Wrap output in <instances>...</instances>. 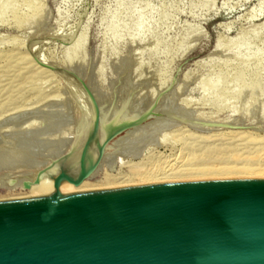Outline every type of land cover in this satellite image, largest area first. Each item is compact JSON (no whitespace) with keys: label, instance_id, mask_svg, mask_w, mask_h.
I'll return each mask as SVG.
<instances>
[{"label":"rangeland","instance_id":"rangeland-1","mask_svg":"<svg viewBox=\"0 0 264 264\" xmlns=\"http://www.w3.org/2000/svg\"><path fill=\"white\" fill-rule=\"evenodd\" d=\"M84 86L108 113L159 117L97 180L264 167V0H0V200L85 126Z\"/></svg>","mask_w":264,"mask_h":264},{"label":"water","instance_id":"water-1","mask_svg":"<svg viewBox=\"0 0 264 264\" xmlns=\"http://www.w3.org/2000/svg\"><path fill=\"white\" fill-rule=\"evenodd\" d=\"M84 88L99 114L95 96ZM85 153L86 147L78 174L61 167L57 181L81 185L96 166L86 167ZM0 264H264V180L124 186L0 201Z\"/></svg>","mask_w":264,"mask_h":264},{"label":"bare ground","instance_id":"bare-ground-1","mask_svg":"<svg viewBox=\"0 0 264 264\" xmlns=\"http://www.w3.org/2000/svg\"><path fill=\"white\" fill-rule=\"evenodd\" d=\"M141 14H142V12H141ZM139 33H140V28H138L136 30L135 36H138ZM216 48H220V45H217ZM65 64L69 67L76 68L74 66L73 57H71V56L69 57V59L66 61ZM44 71L51 72V71L46 70V69H44ZM89 84H90V82H89ZM91 84H92V88H95L93 86V83H91ZM91 84H90V86H91ZM92 90L97 91V89H92ZM96 91H94V92H96ZM96 93L98 95V92H96ZM97 95L95 97L97 99V102L99 103L100 113L99 114L97 113L93 103L91 102L92 103V111H91V114L87 115V120H86L87 123H85V126H81L76 131V133H75L76 136L75 135L73 136V133L70 131H68V132L65 131L66 132L65 133L66 134L65 146H64L63 150L60 149L61 151L59 153L57 152L58 154L56 153V155H54V158L52 156V158L49 159V161L52 160L51 162H48L47 164H45L46 162H43L44 165L40 164L41 169H43V168H45V169L43 171L40 170L41 171L40 173H38L39 171L36 170L35 172L38 171L37 174L33 175V177L31 176L33 179L31 178L32 180L30 179L28 181L29 183H31L30 189H25L24 184H23L24 181L21 180V181H23L22 187L20 189L21 193L17 194V195H12L10 197L8 196V199H6L7 197L5 199L2 198V200H0V201L42 197V196H48V195H52V194H69V193H78V192L99 191V190L113 189V188H119V187H124V186H139V185L176 183L178 181H183V180L188 181L191 179H193L195 181H202L205 179L216 180V179H226V178H231V179H234V178L263 179L264 180V167H259V168H257V166L256 167H245L247 165L243 166L242 168L241 167H226L225 166L222 168H217V167L205 168V167H203L204 169H202V168L201 169H194L195 167H193V168L180 169L177 171L176 170L170 171L167 169L168 171L165 170L166 172L165 171L162 172L158 166V169L153 168V170L142 173L137 180L130 179V180H125V181H115V180H110L109 177H106V181H101L102 178L97 180L100 176H102L103 172L106 171L107 163L112 162L111 157L117 156V152L119 151L118 148L120 147V145H122L121 143L124 140L127 139L126 141L128 142V140H130V137L131 138L133 137L134 132L138 131L139 129H141L144 126L146 127L147 125H150V124L152 125L153 122L159 121L158 116H157L158 119L156 121L152 120V121H150V123L147 122V123H149L147 125L145 123L146 120H143V119L134 120L136 113H134V114L131 113V109L127 110L126 113H125V111H124V113H119V114H116L117 112H114V111H113L114 113H111V112L108 113L109 111L105 107L104 99L102 100L101 98L98 97L99 95L98 96ZM137 115L139 116L140 114L138 113ZM152 115L153 114H151V117H153ZM98 120H99V122H98ZM130 124H134L133 127L131 126L130 128H127V126ZM97 126H99V127H97ZM122 127H125L126 129H124ZM13 132L15 134L11 132V135H10L8 133L9 136H7L6 138L13 136L12 138L14 139L15 136L17 138L18 137L17 135L21 134V131H17V132L13 131ZM6 134H7V132H6ZM12 134H14L15 136ZM35 134H34V136H36ZM29 135L30 134H28V136H26V137H29ZM136 135H134V136L136 137ZM12 138L10 140H13ZM23 138H21V139H23ZM133 139H135V138H133ZM26 140H29V138ZM35 140H36V138H35ZM8 141H9V139H8ZM11 143H13V142L11 141ZM124 144H126V142ZM85 147H86V153H85L86 154L85 155L86 167L88 168V167H92L93 165H96L93 172L91 173V175L81 185H77L73 181H57V177H59L60 173H61V167H62V169H65L73 177H75L78 174L79 164H78L77 160H78L79 155L82 152L83 148H85ZM102 149H103V152L101 153ZM71 152H72V154H70ZM69 154H70V156H69ZM66 157H68V158H66ZM64 158L67 159V162L66 163L64 162L63 163L64 166H62L61 165L62 163H59V161H61ZM110 158H111V160H109ZM120 160L122 161V159H120ZM108 161H111V162H108ZM171 163H170V165H171ZM111 164H113V162ZM111 164H108V167H110ZM208 166H210V165H208ZM170 168H171V166H170ZM163 169H165V168H163ZM92 181H95V182L92 183ZM20 184L21 183H19V185ZM10 190H9V192H10Z\"/></svg>","mask_w":264,"mask_h":264}]
</instances>
